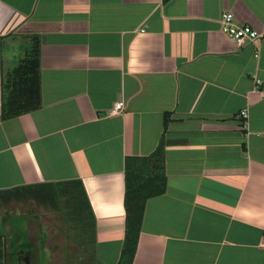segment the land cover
Masks as SVG:
<instances>
[{
	"label": "crops",
	"instance_id": "crops-1",
	"mask_svg": "<svg viewBox=\"0 0 264 264\" xmlns=\"http://www.w3.org/2000/svg\"><path fill=\"white\" fill-rule=\"evenodd\" d=\"M226 13L263 36L237 45ZM28 34L40 108L2 120L3 75ZM159 145L149 166L166 189L145 203L132 264H264V0H0V193L80 182L92 259L118 264L125 161ZM30 202L0 209V264H81Z\"/></svg>",
	"mask_w": 264,
	"mask_h": 264
},
{
	"label": "trees",
	"instance_id": "trees-1",
	"mask_svg": "<svg viewBox=\"0 0 264 264\" xmlns=\"http://www.w3.org/2000/svg\"><path fill=\"white\" fill-rule=\"evenodd\" d=\"M26 47L23 55L12 68L3 75L2 83V120L12 119L23 114L31 113L40 108L39 86V40L37 35L25 36ZM165 119V123H166ZM162 147L159 145L156 153L145 159L127 158L125 161V238L118 264H132L136 252L144 206L149 198L160 196L166 189V178L163 168L156 165L153 169L149 166L155 156L162 159ZM75 188L79 191L76 192ZM75 194H78V198ZM72 201L73 207L79 199L81 210L89 215L93 234L94 217L80 182H66L47 184L29 188H16L0 193V205L10 201L34 200L41 206H58L61 196ZM84 204V206H83ZM85 208V209H83ZM85 222V223H86Z\"/></svg>",
	"mask_w": 264,
	"mask_h": 264
},
{
	"label": "rangeland",
	"instance_id": "rangeland-1",
	"mask_svg": "<svg viewBox=\"0 0 264 264\" xmlns=\"http://www.w3.org/2000/svg\"><path fill=\"white\" fill-rule=\"evenodd\" d=\"M78 192L79 189L75 188ZM78 198V194H75ZM62 199L59 201L58 206H41L30 200V207H34L33 217H38L37 224L41 227L46 226V238L52 243L54 240L55 245L62 247L65 245L66 250L69 247L77 246V248H72L73 254L77 255L79 253L82 256L81 264H95L93 261V234L90 224L86 221L89 220V215L85 211H82L81 200L79 199L75 203V208L73 207L72 201L61 196ZM84 206V204H83ZM16 208H18L16 201L7 202L6 205L3 203L0 205L1 210H7L10 215L16 213ZM85 209V208H83ZM12 217V216H11ZM86 222V223H85ZM67 245V246H66ZM80 246V247H78ZM62 249V248H58ZM80 263V262H79Z\"/></svg>",
	"mask_w": 264,
	"mask_h": 264
},
{
	"label": "built area",
	"instance_id": "built-area-1",
	"mask_svg": "<svg viewBox=\"0 0 264 264\" xmlns=\"http://www.w3.org/2000/svg\"><path fill=\"white\" fill-rule=\"evenodd\" d=\"M220 27L221 31L231 40H233L237 45H242L245 42L254 43L263 36L250 27L240 26L234 23V17L229 13L223 14L221 16ZM122 109L123 103H119L115 106L114 113H118ZM241 115L246 117V112L241 113Z\"/></svg>",
	"mask_w": 264,
	"mask_h": 264
},
{
	"label": "flooded vegetation",
	"instance_id": "flooded-vegetation-1",
	"mask_svg": "<svg viewBox=\"0 0 264 264\" xmlns=\"http://www.w3.org/2000/svg\"><path fill=\"white\" fill-rule=\"evenodd\" d=\"M22 46V47H21ZM21 47V48H20ZM26 47V43H22L21 45H19V47H18V55L17 56H19L16 60L17 61H19L20 59H21V57H22V55H23V50H24V48ZM19 48H20V50H21V52L19 51ZM21 53V54H20Z\"/></svg>",
	"mask_w": 264,
	"mask_h": 264
},
{
	"label": "water",
	"instance_id": "water-1",
	"mask_svg": "<svg viewBox=\"0 0 264 264\" xmlns=\"http://www.w3.org/2000/svg\"><path fill=\"white\" fill-rule=\"evenodd\" d=\"M28 26H29V25H28ZM32 26H33V25H32ZM32 26H31V27H32ZM25 29H26V28H25ZM25 29H24V30H25ZM28 29L31 30L30 28H28ZM28 32H32V31H28Z\"/></svg>",
	"mask_w": 264,
	"mask_h": 264
}]
</instances>
